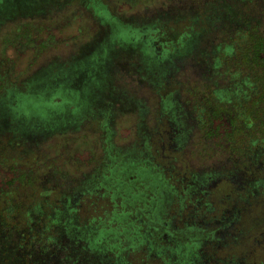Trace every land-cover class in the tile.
I'll list each match as a JSON object with an SVG mask.
<instances>
[{
	"label": "trees",
	"instance_id": "obj_1",
	"mask_svg": "<svg viewBox=\"0 0 264 264\" xmlns=\"http://www.w3.org/2000/svg\"><path fill=\"white\" fill-rule=\"evenodd\" d=\"M51 1L54 0H0V27L18 16L52 11ZM124 1L132 7L138 4L137 0ZM73 2L92 12L97 22L96 33L84 45L78 46L64 73V77L72 78V85L58 82L62 77L60 72L46 78L45 82L43 79L34 81L19 94L6 99L0 96V166H5L4 170L8 171L24 164L25 157L11 158L5 153L17 150L25 154L38 141L36 134L56 131L58 116L82 108L88 102L87 94L92 91V85L95 89L103 81L111 83L117 71L123 70L135 72L139 80L153 84L152 72L146 65L157 69L166 65L172 67L175 61L186 59L189 52L198 53V60L208 62L207 71L212 69V77L206 76L207 81L201 88L205 96L198 98L195 105L199 111L202 140L221 138L218 154L226 158L225 163L232 162L230 168L244 167V176L248 175L245 179L250 177L251 182L234 181L231 171L224 175L206 173L194 177L189 188L177 190L162 174L161 190L166 191L162 195L170 208L164 215L170 218V210L174 208L177 210L174 218L180 222L190 217L207 228L213 225L214 230H229L228 234L234 230L235 236L228 237L227 234L221 239L226 247L239 240L244 228L249 232H253V227L259 229L264 224V25L263 18H245L247 11L258 5V0H168L156 8L146 4L141 15L136 14L133 20L127 21L116 14L106 0ZM142 18L147 21L137 22ZM16 24L15 32L19 33L22 23ZM164 31L167 34L162 46L159 38ZM48 44H54V39ZM76 64L82 66L76 67ZM14 79L0 75V92L24 85L20 78ZM220 79L225 82L223 86L217 85ZM127 102V106L121 105V108L134 115L136 103ZM32 113H38V116L33 117ZM169 119L175 122L172 117ZM145 132L144 128L138 129L136 134L143 138ZM131 156L127 157L129 170L125 174L113 166L115 170L112 169L110 175L106 174L110 171L107 170L103 179L92 178L84 193L77 195L79 203H90L98 209L100 205L112 207L118 199L127 200L126 195L132 187L140 188L141 173L152 171L153 166L149 156L139 150L137 155ZM12 172L18 174L17 170ZM17 176V181L22 184L20 189L0 187V264H111V260L125 250L135 254L126 261L133 263L138 259V264L163 263L158 256L149 257L146 252L136 254L133 238L129 247L134 250L133 253L129 251L124 244L126 240L130 241V231L125 230V234L117 230L95 232V227L99 226L95 225V216L88 224L89 228L84 226L80 220V207L76 205L68 204L61 212L58 205L61 206L62 201L53 190L37 191L32 194L35 201L27 202V196L23 199L25 193L21 190L33 183V179H25L24 172ZM156 188L155 184L150 185L145 200L139 205L149 208V195L152 201H158ZM217 189L232 192L230 198H226L229 208L225 212L211 211L208 207L212 205L208 201V191ZM61 215L64 217L62 223ZM129 215L128 210L118 212L114 222L125 224ZM141 229L133 231L132 237L139 236ZM186 229L187 248L195 250L200 243L204 252L213 231L202 234L188 226ZM162 230L168 231L171 238L177 236V230L164 223L150 224L142 232L148 236L147 240H161L165 238L161 237ZM244 238H248L247 234ZM202 262L209 264L206 260ZM179 263L171 260L167 264Z\"/></svg>",
	"mask_w": 264,
	"mask_h": 264
},
{
	"label": "rangeland",
	"instance_id": "obj_2",
	"mask_svg": "<svg viewBox=\"0 0 264 264\" xmlns=\"http://www.w3.org/2000/svg\"><path fill=\"white\" fill-rule=\"evenodd\" d=\"M106 1L116 14H120L127 21L136 14L141 15L146 4L156 8L168 0H137L138 4L133 7L124 0ZM51 3L54 6L52 11L43 10L31 16H18L0 27V75L13 80L18 77L24 82L20 89L1 90L0 96L5 99L19 94V91L27 90L30 87L28 85L34 81L43 79L45 82L46 78L60 72L62 77L58 79L59 83L73 84L72 78L64 77V73L72 63L78 46L84 45L91 35L96 33L97 22L92 12L74 4L73 0H54ZM255 16L263 18L264 25V0H258V5L249 9L245 18ZM143 21H147V18L137 22ZM17 22L22 23L19 33L15 32L18 29ZM165 33L164 31L160 34L159 38L162 46L165 43ZM52 39L54 44L47 45ZM199 57L198 53L189 52L186 59L175 61L172 67L166 65L157 69L146 65L152 72L153 84L139 80V75L135 72L128 73L123 70L117 71L111 83L103 81L101 86L95 89L92 85V91L87 94L88 102L84 103L82 108L75 113L58 116L59 126L56 131L36 134L38 141L31 145L25 154L17 150L5 153L11 158L25 157V160L24 164L8 171L4 170L5 166H0L1 189H20L22 184L17 181V175L24 172L25 179H33V183L21 190L25 193L23 199L27 196V202L35 201L32 194L37 191L53 190L62 201L61 206L58 205L61 212L68 204L76 205L77 208L80 207V220L84 226L89 228L88 224L95 216V225H99L95 227V232L103 230V233H109L117 230L125 234V230L130 231V241L126 240L124 244L127 249L131 252L134 250L129 246L131 241L135 240L136 254L146 252L149 257L158 256L162 264L171 260L181 262L179 264H202L203 260L209 261V264H264V224L260 225L259 229L253 227V232L244 228L238 236L240 243L238 244V240L234 245L226 247L227 244L221 242V239L230 233L229 230H214L213 225L207 228L199 224L200 221L190 217H185L184 221L180 222L174 218L177 213L174 208L170 210V218L164 215L170 208H167V199L162 195L166 194V191L161 190L162 174L171 180L177 190L189 188L195 180L194 177L206 173L224 175L225 172L228 174L227 171H231L230 176L234 181L251 182L250 177L245 179L248 175L244 176V167L237 165L230 168L232 162L225 163L226 158L218 154L217 145L221 144V138L202 140L199 111L195 109V105L198 98L205 96L201 88L206 79L212 77V69L207 71L208 62L198 60ZM80 66L82 65L76 64V67ZM75 80L77 82L78 79ZM218 81L220 84L217 85L223 86L225 83L222 79ZM59 83L56 85L60 89ZM58 95L62 97L60 93ZM127 101L136 103L134 115L121 108V105L127 106ZM32 114L33 117L38 116V113ZM55 116L57 117V114ZM169 117L175 119V122ZM143 128L146 132L144 137L140 138L136 132ZM138 150L149 156L153 164L152 171L141 173L140 188L132 187V190L128 191L126 203L118 199L119 202L112 207L100 205L98 209H94L96 206L90 203H79L77 195L84 193L92 178L103 179L104 171L110 170L106 173L110 175L115 169H120L119 171L125 174L129 170L127 157L137 155ZM14 170H17V175L12 172ZM153 184L157 186L159 199L152 201L153 198L149 195L151 205L149 208L142 207L139 203L145 200L146 190ZM231 193L218 189L215 192L208 191V201L212 203L211 206L208 205L209 209L225 212L229 208L226 198H230ZM130 203L134 206L128 205ZM126 210L130 214L129 221H125V224L114 222L118 212L123 213ZM60 219L62 223L64 217L61 215ZM158 223L174 227L177 230L176 238L169 237L168 231L162 230L161 237L165 238L147 240L148 236L142 232L144 227ZM187 226L194 232L201 231L202 234L213 231L204 252L200 243L195 250L187 248L184 238ZM141 227L139 236L132 237L131 233ZM233 231L231 230L228 237L236 235ZM12 232L16 234L15 231ZM244 234H247L248 238L245 239ZM232 243L233 240L230 244ZM130 255V252L125 250L122 255L112 259L111 264H138V259L133 263L126 261Z\"/></svg>",
	"mask_w": 264,
	"mask_h": 264
}]
</instances>
